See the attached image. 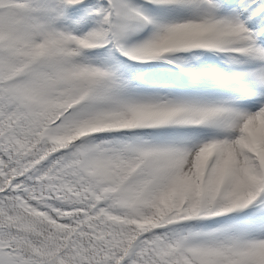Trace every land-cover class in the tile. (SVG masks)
Segmentation results:
<instances>
[{
	"label": "snow or ice",
	"instance_id": "6c2138e0",
	"mask_svg": "<svg viewBox=\"0 0 264 264\" xmlns=\"http://www.w3.org/2000/svg\"><path fill=\"white\" fill-rule=\"evenodd\" d=\"M0 264H264V0H0Z\"/></svg>",
	"mask_w": 264,
	"mask_h": 264
}]
</instances>
